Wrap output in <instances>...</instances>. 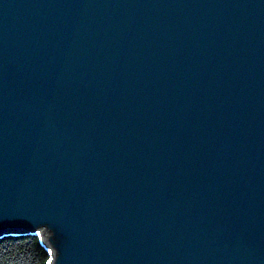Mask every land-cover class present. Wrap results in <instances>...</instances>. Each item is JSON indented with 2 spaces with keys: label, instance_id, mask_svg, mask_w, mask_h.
<instances>
[{
  "label": "water",
  "instance_id": "95a60500",
  "mask_svg": "<svg viewBox=\"0 0 264 264\" xmlns=\"http://www.w3.org/2000/svg\"><path fill=\"white\" fill-rule=\"evenodd\" d=\"M51 264H264V0H0V238Z\"/></svg>",
  "mask_w": 264,
  "mask_h": 264
},
{
  "label": "trees",
  "instance_id": "16d2710c",
  "mask_svg": "<svg viewBox=\"0 0 264 264\" xmlns=\"http://www.w3.org/2000/svg\"><path fill=\"white\" fill-rule=\"evenodd\" d=\"M50 259L37 233L0 238V264H49Z\"/></svg>",
  "mask_w": 264,
  "mask_h": 264
},
{
  "label": "snow or ice",
  "instance_id": "6c2138e0",
  "mask_svg": "<svg viewBox=\"0 0 264 264\" xmlns=\"http://www.w3.org/2000/svg\"><path fill=\"white\" fill-rule=\"evenodd\" d=\"M49 264H51V262L49 261Z\"/></svg>",
  "mask_w": 264,
  "mask_h": 264
}]
</instances>
